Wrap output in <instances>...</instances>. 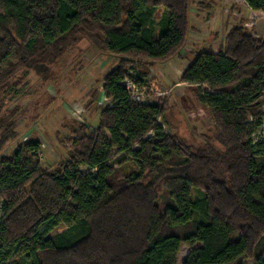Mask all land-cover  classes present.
Listing matches in <instances>:
<instances>
[{
    "label": "trees",
    "instance_id": "16d2710c",
    "mask_svg": "<svg viewBox=\"0 0 264 264\" xmlns=\"http://www.w3.org/2000/svg\"><path fill=\"white\" fill-rule=\"evenodd\" d=\"M245 2L264 11V0ZM193 3L0 0V91L22 69L46 72L78 33L120 57L103 78L110 103L65 160L42 168L36 142L0 156V264H176L182 244V264H264V40L234 26L181 73L209 109L219 147L167 134L164 107L132 100L124 84L129 58L180 52ZM15 135V116L0 106V152ZM123 161L133 168L111 165Z\"/></svg>",
    "mask_w": 264,
    "mask_h": 264
},
{
    "label": "rangeland",
    "instance_id": "374dc122",
    "mask_svg": "<svg viewBox=\"0 0 264 264\" xmlns=\"http://www.w3.org/2000/svg\"><path fill=\"white\" fill-rule=\"evenodd\" d=\"M161 10L157 8L155 19ZM238 25L264 40V11L252 9L245 0H194L186 42L177 55L164 61L128 59L126 79L129 83H125L132 100L164 107L158 121L167 134L187 146L208 149V142L220 145L215 140L212 115L198 100L197 86L181 82V73L196 51H217L228 30ZM78 34L77 41L48 64L46 72L22 69L0 91V106L15 116L16 130V135L3 145L0 156L8 157L18 146L36 142L40 166L55 168L68 157L71 141L83 135L84 128L91 131L97 124L101 107L110 103L103 96V78L115 68L120 57L97 45L89 32ZM138 77L142 79V86L136 83ZM201 87L209 90L206 85ZM260 135L258 129L251 137L257 140ZM111 165L126 172L133 168L126 161L120 166L116 162ZM2 200L0 193V218ZM65 228L59 224L49 235ZM231 236L236 238L237 232H232ZM188 249L185 244L180 246L176 264H182ZM247 262L254 264L253 259Z\"/></svg>",
    "mask_w": 264,
    "mask_h": 264
},
{
    "label": "built area",
    "instance_id": "2783aa9c",
    "mask_svg": "<svg viewBox=\"0 0 264 264\" xmlns=\"http://www.w3.org/2000/svg\"><path fill=\"white\" fill-rule=\"evenodd\" d=\"M127 81V79L125 78V80H124V84L126 85V82ZM127 83H129L128 81H127ZM126 87H128V85H126ZM128 89V88H127ZM130 98L132 99V97H131V95H130Z\"/></svg>",
    "mask_w": 264,
    "mask_h": 264
}]
</instances>
